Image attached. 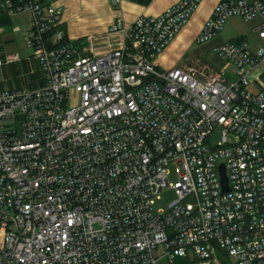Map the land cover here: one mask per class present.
<instances>
[{"label": "built area", "instance_id": "1", "mask_svg": "<svg viewBox=\"0 0 264 264\" xmlns=\"http://www.w3.org/2000/svg\"><path fill=\"white\" fill-rule=\"evenodd\" d=\"M201 2L129 26L119 17L110 34L121 39L96 53L93 37L67 38L54 4L0 0V19L29 15L28 75L43 83L0 90V264H264V86L252 90L264 0H219L196 38L211 42L232 18L255 22L258 49H214L234 80L210 67L158 70ZM22 62L0 58V84ZM170 187L176 200L156 211Z\"/></svg>", "mask_w": 264, "mask_h": 264}, {"label": "crops", "instance_id": "2", "mask_svg": "<svg viewBox=\"0 0 264 264\" xmlns=\"http://www.w3.org/2000/svg\"><path fill=\"white\" fill-rule=\"evenodd\" d=\"M46 1L49 4H54L61 8L63 24L60 28L65 31L69 40L81 41L87 37H93L95 52L104 53L111 49L112 46L121 39L120 34H110L111 26L117 18H124L126 25L129 26L141 16L157 17L169 8L174 7V5L178 4L181 0H118L119 5L117 6H113L112 3L114 0ZM218 2L219 0H202L190 18L189 23L182 29V32L175 37L166 50L156 57L154 62L158 70L168 71L176 67L195 66L198 69L210 67L216 71V69L208 63L192 59L193 55L191 54V51L196 48V38L205 25L209 23ZM5 21L6 20H2V22ZM247 23L250 24V34L254 36V39L256 38L258 40L256 34L254 35L252 32L255 22ZM29 24L28 16V25L25 26V32ZM219 44L220 42L217 38L206 43V47L203 48L205 56L215 53L214 49ZM1 52L3 53L0 58L12 54L2 49ZM4 69L3 72L5 73L7 68ZM262 77H264V72L258 73L255 76L253 86H256L257 89L264 86ZM42 85L41 78L39 85H36L35 87L29 85V88L37 89ZM4 89L8 88L5 87L4 83L0 84V90Z\"/></svg>", "mask_w": 264, "mask_h": 264}, {"label": "rangeland", "instance_id": "3", "mask_svg": "<svg viewBox=\"0 0 264 264\" xmlns=\"http://www.w3.org/2000/svg\"><path fill=\"white\" fill-rule=\"evenodd\" d=\"M28 16L29 15H13L11 17H3L2 19H0V22H2V20L7 21L3 22L2 25L0 24V56H2L3 53L1 52L2 49L12 54H19L25 61L11 67H5L7 68V70L3 75L5 79V87L8 89H23L29 87V85L35 87L36 85H39L40 79L42 78V75L39 73L37 74V77H34V75L32 77L28 75L30 66L28 65L26 60L30 56V50L27 48L24 35L25 26L28 25ZM247 22L248 21H244L242 19L240 20V18H232L227 21L221 32L217 35V39L220 44L229 41L239 44L242 41L246 40L250 44L252 50L258 49L259 46L263 44V42H260L259 39H254V36L250 34L251 28L250 24H248ZM16 27L21 28V31L14 33L13 30ZM242 36H244V38H242ZM204 47H206L205 44H196V48L191 51V54L193 55L192 59L198 60L199 62L204 61L205 63L213 66L217 72H226L228 74V77L234 80V67H231L232 65L230 63H227V61H224L215 53H211V55L209 54V56H205V54L203 53ZM262 80L264 81V77H262ZM252 90L256 91V86H253ZM7 126L15 127L12 125V123L7 124ZM222 132L223 129L221 127H216L210 140H208L207 145L215 148L219 144V142H221ZM176 170V164H173L170 167L169 174V183L171 185H175V183L178 181V174ZM175 200L176 193L174 188H165L160 195V199L155 203L154 209L156 211H167L169 206ZM161 264H167V261L163 260Z\"/></svg>", "mask_w": 264, "mask_h": 264}, {"label": "water", "instance_id": "4", "mask_svg": "<svg viewBox=\"0 0 264 264\" xmlns=\"http://www.w3.org/2000/svg\"><path fill=\"white\" fill-rule=\"evenodd\" d=\"M220 173H221V184H222L223 193L229 192V182H228V178L226 176V171H225L224 165H222L220 167Z\"/></svg>", "mask_w": 264, "mask_h": 264}, {"label": "trees", "instance_id": "5", "mask_svg": "<svg viewBox=\"0 0 264 264\" xmlns=\"http://www.w3.org/2000/svg\"><path fill=\"white\" fill-rule=\"evenodd\" d=\"M0 24L2 25V24H3V22H0ZM0 57H2V56H0Z\"/></svg>", "mask_w": 264, "mask_h": 264}]
</instances>
